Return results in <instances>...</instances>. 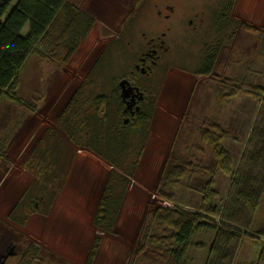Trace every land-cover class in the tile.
Here are the masks:
<instances>
[{
    "label": "rangeland",
    "instance_id": "rangeland-1",
    "mask_svg": "<svg viewBox=\"0 0 264 264\" xmlns=\"http://www.w3.org/2000/svg\"><path fill=\"white\" fill-rule=\"evenodd\" d=\"M66 1L87 19H92L81 43L63 63L62 55H53V59L46 52V46L39 45L35 50L40 53L28 61L21 82L20 94L29 101V109L6 99L0 103V142L6 140V152L0 161V264H87L86 258L97 236L102 241L92 264H149L155 257L151 247L138 259L135 254L145 226L152 223V212L168 203L158 194L162 174L168 166L198 159L216 169L214 155L202 140L201 131L219 119L233 137L240 139L239 143L224 141L234 167L239 163L257 106L248 101L240 105L236 97L223 103L224 80L253 70L252 80L248 81L255 86L264 85V0H237L233 17L225 18L219 26L211 17L201 34L187 36L192 40L188 48L176 39L170 42L172 62L159 70L156 79L148 81L155 86L156 96L151 124L143 136L134 135L138 144L133 143L124 158L130 161L134 152L144 146L116 219L114 234H101L92 223L111 166L79 146H73V162L59 172L58 180L54 179L53 206L33 213L22 226L18 221H10L8 216L21 198H29L27 202L34 200V191L30 196L26 191L35 189V175L24 166L34 146L54 126L63 107L75 95L84 99L81 101H88L89 90L97 97L116 88L117 79L127 71L129 62L137 55L136 50L142 46L141 31H146V23L152 20L151 7L159 2ZM141 2L144 4L140 5ZM133 4L139 8L136 17L128 21L133 23L126 39L118 35ZM151 22H156L154 17ZM235 24L239 27H233ZM28 28L26 24L21 32L25 35ZM211 31L220 37L218 60L210 77L197 76L196 70L207 53L201 42L207 35L212 37ZM179 40L184 44L185 39ZM122 139V136L117 138ZM194 172L184 178L183 186L174 193L177 198L174 202L191 209L201 203L199 188L209 177L204 171ZM214 175L215 186L226 195L230 178L218 169ZM167 206L172 207L173 203ZM263 216L264 200L257 224L262 223ZM244 241L236 263L252 264L264 240L245 237ZM35 247L39 249L37 252Z\"/></svg>",
    "mask_w": 264,
    "mask_h": 264
},
{
    "label": "trees",
    "instance_id": "trees-1",
    "mask_svg": "<svg viewBox=\"0 0 264 264\" xmlns=\"http://www.w3.org/2000/svg\"><path fill=\"white\" fill-rule=\"evenodd\" d=\"M72 6L66 0H0V103L6 99L29 109V101L20 94L21 82L28 61L40 53L35 50L39 45L44 44L53 59L62 55V63L79 46L92 19ZM26 24L29 28L24 35L21 31ZM218 50L211 49L204 55L205 61L196 70L197 75L213 73ZM252 72L247 70L243 76L224 80L223 103L248 96L257 105V115L236 168L224 141L239 143L240 139L233 137L220 119V123L213 121L201 131V138L214 155L216 169L212 170L198 159L168 166L158 189L159 196L168 203L152 212V223L143 230L135 259L151 247L155 257L149 264H238V251L245 237L264 240V218L257 224L264 200V85L255 86L248 81L252 80ZM91 92L87 94L88 101H81L84 99L79 95L71 98L54 126L34 146L24 166L35 175V189L26 192L30 196L33 190L36 199L34 196L33 202H27L29 198H21L8 214L10 221L25 225L30 215L53 206L55 180L59 179V172L73 162V146H79L111 166L92 223L99 233L114 234L116 219L144 146L134 152L130 161L124 158L128 148L133 143L138 144L134 135L143 136L149 128L153 108L143 109L134 121L117 127L118 114L108 109L106 95L95 97ZM30 109L34 112V108ZM121 136L123 139L118 141ZM113 141L122 147L118 148ZM5 144L6 140L0 142V161L6 152ZM217 169L230 178V187L224 196L215 186ZM201 171L209 177L199 188V206L191 209L174 202L177 201L174 193L183 186L184 178ZM170 202L172 207L167 206ZM101 241V236L95 238L87 264L93 263ZM260 251L252 264H264V242Z\"/></svg>",
    "mask_w": 264,
    "mask_h": 264
},
{
    "label": "flooded vegetation",
    "instance_id": "flooded-vegetation-1",
    "mask_svg": "<svg viewBox=\"0 0 264 264\" xmlns=\"http://www.w3.org/2000/svg\"><path fill=\"white\" fill-rule=\"evenodd\" d=\"M236 3L237 0H159V2L153 3L155 6L151 7V14H149V16L152 15V20L146 23L144 27L146 31H141L142 46L136 50L137 55L129 62L127 71L117 79L116 88L106 94L108 109L116 111L118 114L117 127L131 123L143 109L153 107L156 99L155 86L149 85L151 83L148 81L156 79L159 70L172 62L170 54L173 51V46L171 47L172 43L170 42L176 39L177 42L188 48L189 43L192 44V40L187 36L197 37L201 34L211 17L215 18V25L218 26L220 22H225V18L233 17ZM142 4L144 2L140 3V5ZM138 8L139 6L134 5L128 10L127 18L121 26L118 36L123 35L128 39L133 23V21L130 23L128 21L136 17ZM153 17L155 23L151 22ZM237 26L239 27L235 24L233 27ZM210 34L212 37L207 35L201 42L207 53L211 49H218L220 45V37L213 35V31ZM179 38L185 39L184 44ZM197 76L205 77L206 75L198 74ZM121 80L127 81L124 85L126 89L130 90L125 97L121 95L122 88L119 85ZM142 92L141 97L140 93Z\"/></svg>",
    "mask_w": 264,
    "mask_h": 264
},
{
    "label": "crops",
    "instance_id": "crops-1",
    "mask_svg": "<svg viewBox=\"0 0 264 264\" xmlns=\"http://www.w3.org/2000/svg\"><path fill=\"white\" fill-rule=\"evenodd\" d=\"M236 99H238L237 100V103L238 104H240V105H243L242 103L244 102V101H248V102H250V103H254V101L250 98V97H248V96H238V97H236ZM254 104H256V103H254ZM257 106V105H256ZM255 115H257L256 113H255ZM255 119V118H254ZM253 119V120H254ZM253 120H252V122H253ZM252 122H251V124H252Z\"/></svg>",
    "mask_w": 264,
    "mask_h": 264
},
{
    "label": "water",
    "instance_id": "water-1",
    "mask_svg": "<svg viewBox=\"0 0 264 264\" xmlns=\"http://www.w3.org/2000/svg\"><path fill=\"white\" fill-rule=\"evenodd\" d=\"M125 83H127V81L126 80H121L120 82H119V85L121 86V88H122V90H121V95H122V97H125V95L127 94V93H129V89H126V86L124 85ZM141 94V97H142V95H143V92L142 93H140Z\"/></svg>",
    "mask_w": 264,
    "mask_h": 264
}]
</instances>
